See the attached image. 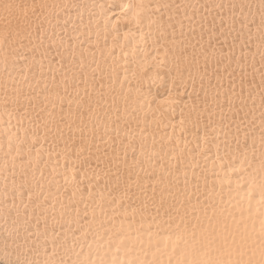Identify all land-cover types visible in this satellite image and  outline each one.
<instances>
[{
	"label": "bare ground",
	"instance_id": "bare-ground-1",
	"mask_svg": "<svg viewBox=\"0 0 264 264\" xmlns=\"http://www.w3.org/2000/svg\"><path fill=\"white\" fill-rule=\"evenodd\" d=\"M0 255L264 264V0H0Z\"/></svg>",
	"mask_w": 264,
	"mask_h": 264
},
{
	"label": "rangeland",
	"instance_id": "rangeland-1",
	"mask_svg": "<svg viewBox=\"0 0 264 264\" xmlns=\"http://www.w3.org/2000/svg\"><path fill=\"white\" fill-rule=\"evenodd\" d=\"M0 264H15L12 259L6 258L3 255H0Z\"/></svg>",
	"mask_w": 264,
	"mask_h": 264
}]
</instances>
